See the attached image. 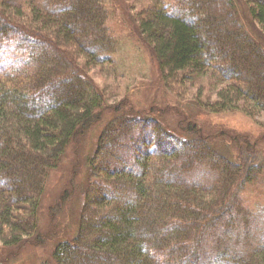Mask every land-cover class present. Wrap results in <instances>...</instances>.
<instances>
[{"label":"trees","instance_id":"obj_1","mask_svg":"<svg viewBox=\"0 0 264 264\" xmlns=\"http://www.w3.org/2000/svg\"><path fill=\"white\" fill-rule=\"evenodd\" d=\"M243 1L253 28L238 0H146L141 12H126L165 89L183 96L211 74L218 98L210 104L255 118L264 111V0ZM108 5L0 0V243L40 248L50 174L102 122L78 230L38 264H264V205L251 210L247 191L264 181V136L229 141L221 130L212 140L236 148L212 145L190 104L175 126L165 110L126 113L124 99L90 77L108 65L119 78ZM40 97L47 102H34Z\"/></svg>","mask_w":264,"mask_h":264},{"label":"rangeland","instance_id":"obj_2","mask_svg":"<svg viewBox=\"0 0 264 264\" xmlns=\"http://www.w3.org/2000/svg\"><path fill=\"white\" fill-rule=\"evenodd\" d=\"M146 0H107L113 17L114 37L118 40L119 51L115 58L120 62L118 71L119 78L109 75L108 65L95 67L92 69L91 79L100 88L107 89L110 98L116 99L118 96L126 102V113L145 115L147 118L152 110H165L164 118L168 125L175 126L180 117L178 110H183L184 106H189L191 110H197L195 122L202 134L211 139L210 144H218L223 148H236V143L228 145L226 138L212 140V135L216 136L221 130L229 136V141L239 137L248 141L259 140L264 136V111H258L257 117H248L244 109L236 108H216L210 103L217 102V93L213 90L209 74L207 78L192 81L185 86L186 93L178 96L169 89H165L157 69V62L152 53L140 42L133 24L127 20V12L136 15L148 5ZM165 0H163L164 3ZM243 8V22L253 28L254 23L247 17L246 6L243 0H238ZM161 1H159L160 3ZM167 2V1H166ZM150 6V5H148ZM147 6V7H148ZM127 10V12H126ZM31 12V11H30ZM26 12V15L30 14ZM29 21V20H28ZM9 38V37H8ZM128 76V77H127ZM115 77V79H114ZM123 78V79H120ZM116 80L117 82H114ZM203 82L204 84H201ZM115 83V84H114ZM112 84L117 87V94H112ZM130 86V90L125 92L123 86ZM146 87V89L144 88ZM143 89V90H142ZM204 94V95H203ZM202 95L204 97H202ZM197 97H202L197 100ZM206 98L211 100L209 102ZM34 102L37 104L46 103L45 97H40ZM208 102V103H207ZM187 110V109H186ZM108 117V115H106ZM105 117V118H106ZM185 119V118H184ZM179 123L176 127H180ZM102 122L96 124L90 133L76 140L71 148L67 150L61 162L52 170L47 191L41 208V231L43 244L40 248L35 247V241L29 240L20 246L4 247L0 243V264H38V258H47L52 251L53 243L61 239L72 238L78 230L79 212L83 204L81 195L82 184L89 178L86 160L90 157L97 143V138L102 128ZM156 130V129H154ZM181 132V131H180ZM259 149L264 151V138H261ZM216 141V142H215ZM247 191L251 196V210H258L264 205V181L260 180L248 187ZM258 199V201H256ZM54 212V214H52ZM57 214V215H56ZM55 215V216H54ZM47 239V242H46Z\"/></svg>","mask_w":264,"mask_h":264}]
</instances>
